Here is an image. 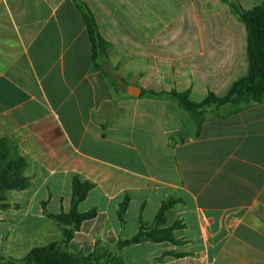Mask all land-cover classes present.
<instances>
[{"label": "crops", "instance_id": "1", "mask_svg": "<svg viewBox=\"0 0 264 264\" xmlns=\"http://www.w3.org/2000/svg\"><path fill=\"white\" fill-rule=\"evenodd\" d=\"M80 1L108 43L113 77L93 68L72 0H0V138L17 142L30 179L15 191L24 206L0 220L1 241L12 231L5 257L61 240L41 205L68 212L72 192L52 210L50 189L61 176L71 191L77 176L95 185L78 210L97 215L74 234L71 253L109 252L122 264H264V102L216 110L199 125L178 102L149 94L224 96L249 72L245 26L221 0ZM229 1L243 10L264 3ZM169 199L181 203L159 228L181 223L179 243L116 247L141 222L152 226Z\"/></svg>", "mask_w": 264, "mask_h": 264}, {"label": "trees", "instance_id": "2", "mask_svg": "<svg viewBox=\"0 0 264 264\" xmlns=\"http://www.w3.org/2000/svg\"><path fill=\"white\" fill-rule=\"evenodd\" d=\"M84 21L89 43L91 46V61L95 70L104 71L109 77H113L107 63L108 43L98 31L95 18L88 6L80 0H72ZM227 4L232 13L239 19L246 29V52L249 64V72L245 77L235 81L228 92L217 97L209 93L202 101L194 102L190 99V92H150L157 97H164L178 102L187 110L196 114L198 124L207 115L216 110L227 109L229 113L237 112L243 108L264 102V3L250 9L243 10L235 2L221 0ZM28 162L20 154L17 142L10 137L0 138V211L7 210L11 205L7 201L8 191H24L30 186V179L25 176ZM95 187L88 181H81L77 176L73 177L71 184V201L68 212L60 211L51 214L46 211L45 203H42L46 217L53 221L61 232V240L45 246L32 248L23 258L15 259L0 255V264H122L121 259L114 254L106 252L99 255L71 253L68 244L74 234L80 230L81 225L96 217L97 210L92 208L87 212H80L78 206L83 202L88 193ZM129 198L120 203L117 216L121 225L125 223L124 214L128 207ZM181 200L169 199L162 202L155 216L152 226L141 222L139 230L132 237L119 240L116 247L121 249L130 245L143 242L177 244L173 232L182 227L181 223L159 228L165 224V212ZM177 257L182 254L169 253Z\"/></svg>", "mask_w": 264, "mask_h": 264}, {"label": "rangeland", "instance_id": "3", "mask_svg": "<svg viewBox=\"0 0 264 264\" xmlns=\"http://www.w3.org/2000/svg\"><path fill=\"white\" fill-rule=\"evenodd\" d=\"M60 178H61V176H58V179L57 180L53 179L55 181L52 182L53 185H52V187L50 189L51 190V194L50 195L53 198L52 201H51V209L52 210H53V204L56 205L55 204L56 203V200L59 197H64V199H65V197H70V194H71V191L69 190L68 186H62L61 185V182L62 181L60 180ZM6 196H7V201L9 203H11L13 206L9 208V210H8L9 212L8 211H5V214H4V212H0L1 217H3V215L5 216V219H0V220H4L5 223L8 222L9 220L10 221H13V219H14L13 218V215L15 213L17 214L20 211V206L21 205L24 206L23 205L24 202L18 198V195H17V193L15 191L7 192ZM39 199H41V195L36 199V201L39 200ZM92 200L93 199H90L89 201H87V203H85V205H82L81 206V209L84 210L86 208L88 209L89 207H91ZM36 201L34 203L35 206L37 204ZM32 207L29 206L30 211L33 209ZM41 208L43 210L42 205H41ZM63 209H65V205L64 204H63ZM24 210H26L25 207H24ZM11 234H12V231L9 230L7 233H5V236H3L4 237V240L3 239H2V241L0 240V255H2V256H5L2 247L4 246L5 249H6V241H5L6 240V237L7 236H10ZM12 255L13 254H11V256Z\"/></svg>", "mask_w": 264, "mask_h": 264}, {"label": "water", "instance_id": "4", "mask_svg": "<svg viewBox=\"0 0 264 264\" xmlns=\"http://www.w3.org/2000/svg\"><path fill=\"white\" fill-rule=\"evenodd\" d=\"M132 89H136L135 87H132ZM138 92H140V89H137ZM129 96H132V97H135V96H138L139 94H132V93H128Z\"/></svg>", "mask_w": 264, "mask_h": 264}]
</instances>
